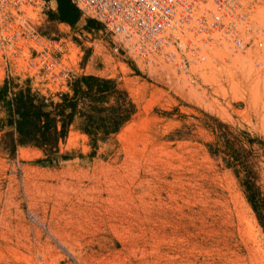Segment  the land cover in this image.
Segmentation results:
<instances>
[{
	"label": "rangeland",
	"instance_id": "rangeland-1",
	"mask_svg": "<svg viewBox=\"0 0 264 264\" xmlns=\"http://www.w3.org/2000/svg\"><path fill=\"white\" fill-rule=\"evenodd\" d=\"M252 18L262 47L214 46L195 88L113 56L103 28L69 38L40 23L42 35L61 39L75 75L111 80L133 105L95 142L75 116L49 154L10 146L4 102L25 88L45 104L60 96L26 71L25 51L0 58V264H264L245 195L249 182L264 200V0Z\"/></svg>",
	"mask_w": 264,
	"mask_h": 264
},
{
	"label": "built area",
	"instance_id": "built-area-1",
	"mask_svg": "<svg viewBox=\"0 0 264 264\" xmlns=\"http://www.w3.org/2000/svg\"><path fill=\"white\" fill-rule=\"evenodd\" d=\"M69 1L110 35L113 56L155 70L167 85L198 87L201 66L214 46L234 54L262 47L252 18L261 0ZM44 7L43 0H0V58H17L25 51L26 71L51 92L68 88L75 69L61 39L39 32ZM58 92L53 93L61 96Z\"/></svg>",
	"mask_w": 264,
	"mask_h": 264
},
{
	"label": "trees",
	"instance_id": "trees-1",
	"mask_svg": "<svg viewBox=\"0 0 264 264\" xmlns=\"http://www.w3.org/2000/svg\"><path fill=\"white\" fill-rule=\"evenodd\" d=\"M69 88L71 96L62 94L58 103H43V97L29 88L17 91L4 102L9 109L7 123L14 133V140L8 135L12 148L31 146L45 154L54 152L75 116L82 119L84 133L95 142L97 130L103 135L114 133L133 113V105L111 80L79 76L70 82ZM1 92L2 89L0 99ZM111 97L114 104L103 107ZM246 141L253 142L248 138ZM260 145L264 147V143ZM262 156L264 159V152ZM231 157L238 160V153L235 151ZM245 185L247 203L264 236V200L249 182Z\"/></svg>",
	"mask_w": 264,
	"mask_h": 264
},
{
	"label": "crops",
	"instance_id": "crops-1",
	"mask_svg": "<svg viewBox=\"0 0 264 264\" xmlns=\"http://www.w3.org/2000/svg\"><path fill=\"white\" fill-rule=\"evenodd\" d=\"M45 3L44 7V14L41 18L42 24H54L57 23V26H61L63 29H66V31H69V38H79L81 37H90V36H96L100 33V30L102 29L101 25L85 16H83L71 3L69 0H43ZM68 33V32H66ZM45 37H47L45 35ZM50 38V37H47ZM66 38V37H65ZM119 58L124 59V56H119ZM91 60L94 61L92 58ZM125 65V64H124ZM82 75H86L85 72L82 73ZM88 75H94L96 76L97 73L90 72ZM98 76V75H97ZM79 77V75H75L74 78ZM101 77V76H99ZM7 80V77H5ZM2 82H0L1 85ZM6 85L7 82H5ZM68 88H58L53 89V91H66ZM38 92L44 93L45 90L37 89ZM58 92V93H60ZM49 97L54 96V93L48 92L47 94Z\"/></svg>",
	"mask_w": 264,
	"mask_h": 264
}]
</instances>
